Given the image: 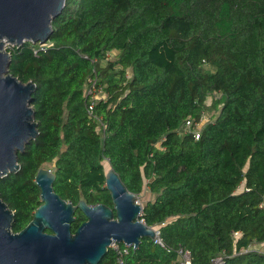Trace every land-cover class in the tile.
I'll use <instances>...</instances> for the list:
<instances>
[{"label":"trees","instance_id":"1","mask_svg":"<svg viewBox=\"0 0 264 264\" xmlns=\"http://www.w3.org/2000/svg\"><path fill=\"white\" fill-rule=\"evenodd\" d=\"M47 41L37 55L31 41L6 49L8 72L35 84L38 129L0 177L11 230L40 205L43 166L66 201L112 207L107 162L138 199L147 188L140 219L170 249L143 237L126 264H179V248L190 264H264L261 251L239 252L264 246V0H65ZM93 76L102 130L86 111ZM203 110L197 139L178 132ZM85 219L76 209L71 231ZM114 262L108 248L98 264Z\"/></svg>","mask_w":264,"mask_h":264},{"label":"water","instance_id":"2","mask_svg":"<svg viewBox=\"0 0 264 264\" xmlns=\"http://www.w3.org/2000/svg\"><path fill=\"white\" fill-rule=\"evenodd\" d=\"M64 3L0 0V177L19 169L18 151L38 134L31 106L35 84L8 72L10 53L4 44L47 41L52 20ZM54 179L50 168L37 169L34 181L41 203L18 232L11 230L14 213L0 197V264H98L111 241L136 248L141 238L153 239L156 229L140 220L142 204L137 195L126 189L112 168L105 172L104 180L112 207L83 199L76 204L66 201L54 191ZM76 209L86 219L72 232Z\"/></svg>","mask_w":264,"mask_h":264},{"label":"built area","instance_id":"3","mask_svg":"<svg viewBox=\"0 0 264 264\" xmlns=\"http://www.w3.org/2000/svg\"><path fill=\"white\" fill-rule=\"evenodd\" d=\"M12 46V44H11ZM49 42H37L33 43L31 45V50L34 55H37L39 52H45L49 48ZM5 47V45H4ZM9 47V46H8ZM6 49V47H5ZM109 55V54H108ZM84 94L87 98L86 100V111L90 119L94 120L97 124V128L102 130L103 129V123L101 121V117L98 116L94 112V107L98 99H101L104 96V86L103 84L97 79L96 76L88 78V84L85 88ZM210 112L207 110H203L198 118H188L184 121V123L180 126L178 132L181 134H190L193 136L194 139H197L199 137V132L202 129V127L210 120ZM138 199V198H137ZM139 201V200H138ZM142 222L143 220L140 219ZM233 236H237L238 232L234 231L232 232ZM154 243L159 245L161 248L166 250L167 252L170 250L169 247H167L163 240L161 239L159 235V231H155V235L152 239ZM130 245H123L122 242L117 241H111L109 244V247L115 254V262L114 264H126L124 260V255L128 252V248ZM132 247V246H131ZM249 249H255L258 251H261L264 253V248H255L253 245H249L247 248H241L239 252H245ZM178 254V262L179 264H190V254L188 250L179 248L177 250ZM222 256L218 255L212 260V264H221L222 263Z\"/></svg>","mask_w":264,"mask_h":264},{"label":"rangeland","instance_id":"4","mask_svg":"<svg viewBox=\"0 0 264 264\" xmlns=\"http://www.w3.org/2000/svg\"><path fill=\"white\" fill-rule=\"evenodd\" d=\"M4 45H5L6 49L8 48V46H11L10 43H5ZM109 55H110V56H113L114 53H113V54L109 53ZM210 100H211V96L207 98V102H210ZM104 162H105V161H104ZM104 165H105V169H106V171H107L108 168H109V167L107 166V162H105ZM149 198H152V195L148 192L147 188L145 187L144 192L139 196V199H138V200H139V202L142 204V203H145V200H147V199H149ZM122 244L125 245L124 243H122ZM253 246H254V245H253ZM260 246H262V245H260ZM254 247H255V248H259V247H257L256 245H255Z\"/></svg>","mask_w":264,"mask_h":264},{"label":"crops","instance_id":"5","mask_svg":"<svg viewBox=\"0 0 264 264\" xmlns=\"http://www.w3.org/2000/svg\"><path fill=\"white\" fill-rule=\"evenodd\" d=\"M113 53H114V52H113ZM113 53H112V54H113ZM253 245H254V246L256 245L257 247H260V248H262V246H263V245L260 246L261 244H253ZM263 247H264V246H263Z\"/></svg>","mask_w":264,"mask_h":264}]
</instances>
